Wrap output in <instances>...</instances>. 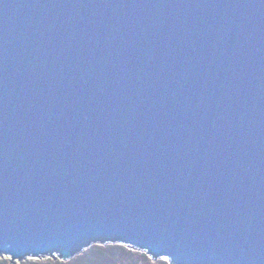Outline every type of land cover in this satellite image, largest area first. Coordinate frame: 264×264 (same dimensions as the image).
<instances>
[{
	"label": "water",
	"instance_id": "obj_1",
	"mask_svg": "<svg viewBox=\"0 0 264 264\" xmlns=\"http://www.w3.org/2000/svg\"><path fill=\"white\" fill-rule=\"evenodd\" d=\"M93 243L264 264V0H0V256Z\"/></svg>",
	"mask_w": 264,
	"mask_h": 264
},
{
	"label": "rangeland",
	"instance_id": "obj_2",
	"mask_svg": "<svg viewBox=\"0 0 264 264\" xmlns=\"http://www.w3.org/2000/svg\"><path fill=\"white\" fill-rule=\"evenodd\" d=\"M96 247L99 249H95ZM123 247L116 246V244H91L66 262H62L56 257L27 258L20 262H10V260L5 259V256H0V264H87L95 258L100 259L101 263L93 261L94 263L91 262L90 264H167L163 260L151 261L145 254L129 250L126 247L122 249Z\"/></svg>",
	"mask_w": 264,
	"mask_h": 264
},
{
	"label": "trees",
	"instance_id": "obj_3",
	"mask_svg": "<svg viewBox=\"0 0 264 264\" xmlns=\"http://www.w3.org/2000/svg\"><path fill=\"white\" fill-rule=\"evenodd\" d=\"M93 244H96V243H93ZM105 244H111V243H105ZM116 246H118L117 244H116ZM120 247H122L121 245H119ZM95 249H99L98 247H96ZM122 249H124V247L122 248ZM126 249V248H125ZM98 253H99V251H97ZM100 254V253H99ZM93 261L95 262V263H97V262H99V263H101L100 262V259H98V258H95V259H93ZM93 261H91V262H93ZM91 262H89V263H87V264H90ZM93 262V263H94Z\"/></svg>",
	"mask_w": 264,
	"mask_h": 264
},
{
	"label": "snow or ice",
	"instance_id": "obj_4",
	"mask_svg": "<svg viewBox=\"0 0 264 264\" xmlns=\"http://www.w3.org/2000/svg\"><path fill=\"white\" fill-rule=\"evenodd\" d=\"M5 259H8V260H10V259H11V257H10V256H5Z\"/></svg>",
	"mask_w": 264,
	"mask_h": 264
}]
</instances>
